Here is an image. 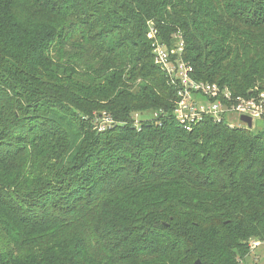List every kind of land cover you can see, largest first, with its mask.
Listing matches in <instances>:
<instances>
[{
    "label": "trees",
    "instance_id": "1",
    "mask_svg": "<svg viewBox=\"0 0 264 264\" xmlns=\"http://www.w3.org/2000/svg\"><path fill=\"white\" fill-rule=\"evenodd\" d=\"M149 25L192 80L264 92V0H0V264H242L264 242V130L177 123Z\"/></svg>",
    "mask_w": 264,
    "mask_h": 264
},
{
    "label": "built area",
    "instance_id": "2",
    "mask_svg": "<svg viewBox=\"0 0 264 264\" xmlns=\"http://www.w3.org/2000/svg\"><path fill=\"white\" fill-rule=\"evenodd\" d=\"M148 28L147 36L152 40L154 64L167 76L169 83L177 91L174 119L186 131H191L204 120L221 123V121L225 122L227 117H231L233 120L238 119L246 129V123L240 121L242 116L250 118L252 125L253 120H262L264 92L257 97L234 96L227 88L220 89L216 84H204L192 80L189 75L191 67L181 59L183 43L179 40L173 49L167 50L164 45L158 43L155 29L150 25ZM111 123L109 118L104 117L98 124V130L104 131ZM262 246L264 242L259 241H250L248 245L251 252Z\"/></svg>",
    "mask_w": 264,
    "mask_h": 264
},
{
    "label": "rangeland",
    "instance_id": "3",
    "mask_svg": "<svg viewBox=\"0 0 264 264\" xmlns=\"http://www.w3.org/2000/svg\"><path fill=\"white\" fill-rule=\"evenodd\" d=\"M135 122L134 127H137V116H134ZM252 128L250 129L253 132H258L264 130V121L263 120H253ZM228 124L237 125L240 127H244L245 125L239 122L238 119L233 120L231 117H227L226 121ZM109 126H114L112 123ZM98 129V128H97ZM242 264H264V246L257 248V250L253 251L248 255L242 262Z\"/></svg>",
    "mask_w": 264,
    "mask_h": 264
},
{
    "label": "water",
    "instance_id": "4",
    "mask_svg": "<svg viewBox=\"0 0 264 264\" xmlns=\"http://www.w3.org/2000/svg\"><path fill=\"white\" fill-rule=\"evenodd\" d=\"M240 121L246 123V125H247V129H251V127H252V121H250V118H248V117H246V116H242V117L240 118Z\"/></svg>",
    "mask_w": 264,
    "mask_h": 264
}]
</instances>
